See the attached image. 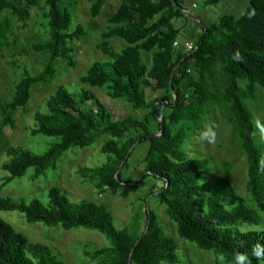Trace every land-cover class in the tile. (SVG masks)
<instances>
[{
	"label": "trees",
	"instance_id": "1",
	"mask_svg": "<svg viewBox=\"0 0 264 264\" xmlns=\"http://www.w3.org/2000/svg\"><path fill=\"white\" fill-rule=\"evenodd\" d=\"M68 0H46L47 40L35 44L37 53H48L41 73L22 68L10 101H0V136L6 127L16 128L15 114L26 109L32 89L51 85L60 59L75 68L74 43L87 36L82 24L73 23ZM119 9L108 20V28L97 48L111 60L94 63L80 78L76 92L60 86L46 101V111L35 114L32 136L55 138L44 154L11 146V158L3 165L10 183L33 170L31 181L58 169L69 151L88 149L105 139L101 153L107 162L98 168L81 167L78 175L100 195L126 199L146 188L165 207L181 239L201 251L222 257L225 264H264V150L256 139L254 116L247 101L264 90V0H248L240 17L222 16L218 22L202 23L196 49L185 52L174 46L182 29L186 0H116ZM40 0H0V40L9 46L14 21L26 22ZM106 0H94L91 16L98 18ZM23 4L24 6H21ZM218 4L208 0L206 5ZM8 14V15H7ZM120 38L126 48L118 52L111 40ZM144 53H153L149 64ZM13 65H16L15 63ZM105 89L108 96L129 103L142 119H116L92 91ZM166 97L149 101L148 91ZM168 111H164V108ZM225 109L240 137L248 163L247 191L254 206L238 201L231 206L214 193L209 181L210 159L190 158L185 148L193 127L208 110ZM151 119L157 122L152 128ZM145 145L144 171L136 181H127L125 171L138 146ZM133 150V151H132ZM120 172L118 173V171ZM159 183H162L159 185ZM46 204L38 198L15 201L0 197V212L18 211L30 225L43 224L64 231L86 229L101 233L109 246L86 251L95 264H183L179 246L171 238L146 202V230L135 237L127 228L115 226L113 214L95 201L72 202L60 188H51ZM259 211V212H258ZM243 258L242 260L240 258ZM0 264H66L45 244L32 243L22 232L0 218Z\"/></svg>",
	"mask_w": 264,
	"mask_h": 264
},
{
	"label": "rangeland",
	"instance_id": "2",
	"mask_svg": "<svg viewBox=\"0 0 264 264\" xmlns=\"http://www.w3.org/2000/svg\"><path fill=\"white\" fill-rule=\"evenodd\" d=\"M46 0H40L37 7L30 11V17L26 22L14 21V27L9 33L10 45L6 46L0 40V101H10L15 92V85L23 77L22 68L37 75L41 73L49 57L48 53L34 51L35 44L44 43L47 40V21L44 17L47 10ZM94 0H68L63 5L69 8L73 23L82 24L87 30V36L82 41L74 43L76 48L75 59L77 66L70 68L63 60H58L57 76L54 83L39 84L32 89V99L26 109L18 110L15 114L16 128L6 127L0 136V197H10L15 201H31L38 198L44 203L49 202L48 193L51 188H60L72 202L95 201L104 204L113 214L115 226L119 229L127 228L137 237L146 230V202L160 218L165 232L176 240L179 246V255L183 264H225L222 257L211 252L201 251L196 245L185 242L180 238L176 225L167 217L165 207L161 206L151 195V187L154 180L149 182L146 188L140 189L136 194L126 199L119 195H100L97 190L78 175L81 167L98 168L107 162V157L100 151L105 139L100 140L88 149H76L66 153L58 162V169L48 172L36 181H31L33 170L21 179H15L6 183L9 173L3 170V165L10 161L7 155L11 146L24 147L36 154H44L56 142L55 138L45 136H32V130L36 128L35 114L46 111V101L60 87L64 86L71 92H76L83 85L80 78L96 62L107 63L111 59L103 54L97 45L102 40L103 33L107 30L108 20L119 9L121 2L106 0L101 15L94 19L91 16V7ZM24 6L23 4H20ZM196 5V8H193ZM186 7L190 9V15H201L209 24L218 22L225 15L240 17L249 7L248 0H220L219 4L206 5V0H186ZM8 15V14H7ZM4 15L0 16V20ZM191 24V18H188ZM181 21L177 23L180 27ZM190 26V25H189ZM185 31V30H184ZM190 27L187 33H190ZM183 33V30H182ZM197 35L191 37L196 43ZM116 51L126 48V43L120 38L111 40ZM145 60L153 63V53L145 54ZM16 65H13V64ZM99 99L112 112L116 119L132 116L134 119H142L144 112H135L131 105L125 101L111 99L105 89H92ZM163 92L153 93L150 90L147 98L152 101L155 98L163 99ZM247 106L252 112L256 124V139L264 150V90L256 92L255 101H247ZM168 111V108H164ZM0 115V125L2 123ZM153 129H157V122L151 119ZM211 128L215 132V140L203 137V133ZM190 158L210 159L211 170L207 173L214 193L221 195L222 200L230 202L231 206L238 201H245L254 206L251 196L247 191L248 163L242 148L240 137L228 120L225 109L216 108L208 110L203 118L193 127L189 140L185 147ZM145 145L138 146L130 161L129 168L125 171L127 181H136L145 169L143 161L145 157ZM162 183H159L161 185ZM226 204V202H225ZM259 212V211H258ZM264 222V214H258ZM0 218L12 225L17 231L24 233L32 243L45 244L51 248L59 260L66 264H95L87 259L86 251H92L109 246L108 240L99 232L86 229L64 231L62 228H49L43 224L30 225L25 215L21 212H0Z\"/></svg>",
	"mask_w": 264,
	"mask_h": 264
},
{
	"label": "crops",
	"instance_id": "3",
	"mask_svg": "<svg viewBox=\"0 0 264 264\" xmlns=\"http://www.w3.org/2000/svg\"><path fill=\"white\" fill-rule=\"evenodd\" d=\"M208 1V0H206ZM231 1V0H230ZM220 3V0H218V4ZM186 6V2H185ZM193 8H196V5H193ZM244 14V13H243ZM188 18H191V24L188 22ZM181 29L183 30V33L181 31L179 40L185 42V41H191V37H195L197 35V38L201 35L202 32V23L206 25H210L209 23L205 22L201 15L198 16H192L190 15V9L186 7V10L184 11V18L181 20ZM190 25V26H189ZM190 27L191 31L190 33H187V28ZM185 30V31H184Z\"/></svg>",
	"mask_w": 264,
	"mask_h": 264
},
{
	"label": "built area",
	"instance_id": "4",
	"mask_svg": "<svg viewBox=\"0 0 264 264\" xmlns=\"http://www.w3.org/2000/svg\"><path fill=\"white\" fill-rule=\"evenodd\" d=\"M174 46L179 49L181 48L185 52H192L196 49V44L190 41L183 42L181 40H177Z\"/></svg>",
	"mask_w": 264,
	"mask_h": 264
},
{
	"label": "clouds",
	"instance_id": "5",
	"mask_svg": "<svg viewBox=\"0 0 264 264\" xmlns=\"http://www.w3.org/2000/svg\"><path fill=\"white\" fill-rule=\"evenodd\" d=\"M203 137L209 140V142H213L215 140V132L211 128H209L203 133ZM240 259L242 260L243 258L241 257Z\"/></svg>",
	"mask_w": 264,
	"mask_h": 264
},
{
	"label": "water",
	"instance_id": "6",
	"mask_svg": "<svg viewBox=\"0 0 264 264\" xmlns=\"http://www.w3.org/2000/svg\"><path fill=\"white\" fill-rule=\"evenodd\" d=\"M133 151V150H132ZM120 172V170L118 171V173Z\"/></svg>",
	"mask_w": 264,
	"mask_h": 264
}]
</instances>
